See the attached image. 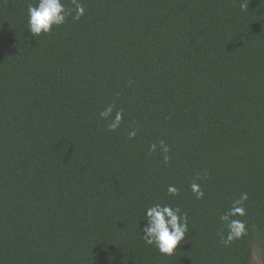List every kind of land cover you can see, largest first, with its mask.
Returning <instances> with one entry per match:
<instances>
[{
	"label": "trees",
	"instance_id": "16d2710c",
	"mask_svg": "<svg viewBox=\"0 0 264 264\" xmlns=\"http://www.w3.org/2000/svg\"><path fill=\"white\" fill-rule=\"evenodd\" d=\"M0 264H264V0H0Z\"/></svg>",
	"mask_w": 264,
	"mask_h": 264
}]
</instances>
